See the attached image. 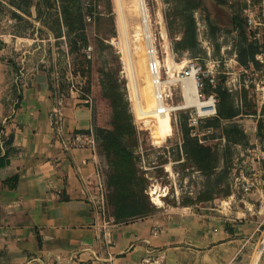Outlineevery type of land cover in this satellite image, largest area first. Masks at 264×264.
<instances>
[{
    "label": "crops",
    "instance_id": "obj_1",
    "mask_svg": "<svg viewBox=\"0 0 264 264\" xmlns=\"http://www.w3.org/2000/svg\"><path fill=\"white\" fill-rule=\"evenodd\" d=\"M253 89L258 107L235 117L249 118L252 152L264 149V87ZM85 101L43 66L0 55V264H264V158L245 166L259 173L248 194L232 185L194 206L116 220ZM74 132L94 144L72 146Z\"/></svg>",
    "mask_w": 264,
    "mask_h": 264
},
{
    "label": "rangeland",
    "instance_id": "obj_2",
    "mask_svg": "<svg viewBox=\"0 0 264 264\" xmlns=\"http://www.w3.org/2000/svg\"><path fill=\"white\" fill-rule=\"evenodd\" d=\"M35 1L32 0L28 16L12 6L15 1L0 0V55L7 53L14 61L19 56L28 68L43 66L49 77L57 81L60 91L86 100L94 109V128L100 139L114 136L110 95L103 86L109 78L114 81L135 126V132L123 139L137 155L138 172L146 178L145 192L153 206L150 213L164 206H194L206 197L226 196L234 185L237 171L245 169L251 157L264 158L262 145L259 144L260 151L248 150L252 139L245 132V119H249L246 116L235 118L244 137L239 143L227 144L223 136L210 138L217 129L207 126V119L214 114L198 116L191 105L171 109L166 116L159 115L155 124L144 120L143 117L151 114L137 113L136 99L146 110L149 104L135 73L133 49V33L139 24V31L144 32L143 28L149 31L158 52L161 74L166 81V106L183 101L181 78L187 76L185 71L194 63L202 71L214 65V77L216 81L223 79L231 104L243 115L251 113L258 107L253 99L255 85L250 82L249 71V65L255 64L250 61L244 64L246 58L240 55L239 48L253 40L260 52L264 51L262 28H249L247 24V14L255 20L260 18L259 0H201L199 7L192 11L196 43L184 48L175 42L182 34L181 15L174 9V3L180 7V0H78L86 23L69 39L61 37L59 40L52 38L50 31H47L50 38H45L42 21L36 18ZM12 10L20 17L12 16ZM41 11L45 12L43 8ZM167 55L174 62L182 63L172 74L165 62ZM130 61L137 77L136 89L130 82ZM210 91L213 90L209 89L208 93ZM208 93L203 89L198 96L206 97ZM150 105L152 108L151 102ZM185 131L196 139L197 145L210 150L213 166L206 173L183 153L181 144ZM99 160L106 186V174L112 171V164L106 156ZM154 189L161 194L159 203L153 199ZM108 211L111 213L112 207H108ZM139 216L143 215L130 218Z\"/></svg>",
    "mask_w": 264,
    "mask_h": 264
},
{
    "label": "trees",
    "instance_id": "obj_3",
    "mask_svg": "<svg viewBox=\"0 0 264 264\" xmlns=\"http://www.w3.org/2000/svg\"><path fill=\"white\" fill-rule=\"evenodd\" d=\"M14 1L15 3L12 4L14 8L25 15L31 14L32 0ZM180 2V7L174 3V9H178L177 11L181 15L182 34L175 42L179 47H191L196 43L195 21L192 11L199 7L201 0H180ZM182 2H185L186 5H183ZM33 5L36 18L40 19L44 26L41 31L45 33L46 39L50 38L47 31L51 32V37L55 40H59L61 37L69 39L74 31L82 28L86 23L82 17V9L78 0H36ZM41 7L45 10L43 14ZM11 14L20 17L14 10L11 11ZM258 52H260L259 45L253 40L246 41L245 45H241L239 48L240 55L246 58L244 64L250 61L257 65L254 56ZM103 86L106 94L110 95L114 114V136L110 139L98 138L94 128V109L92 108L95 143L98 156L102 157V160L106 156L109 163L112 164V171L106 174V200L108 207H112L110 214L118 220H127L134 215L150 213L153 206L145 192L146 178L138 172V157L123 139L135 132V126L131 121L130 113L127 111L126 101L116 90L117 85L110 78ZM203 89L206 93L209 92V89L213 90L217 97L216 113L207 119V126H213L217 129L216 133L210 135V138L215 135L217 137L223 136L226 144L228 142L239 143L244 137V133L235 120L240 111L231 104L230 93L225 87L223 79L216 81L214 87L206 83ZM262 130H264L263 124L258 121L257 135L264 138ZM181 146L183 153L199 170L206 173L207 169L212 168L210 150L207 147L197 145L196 139L189 137L186 131L183 134ZM207 199L208 197L203 200Z\"/></svg>",
    "mask_w": 264,
    "mask_h": 264
},
{
    "label": "bare ground",
    "instance_id": "obj_4",
    "mask_svg": "<svg viewBox=\"0 0 264 264\" xmlns=\"http://www.w3.org/2000/svg\"><path fill=\"white\" fill-rule=\"evenodd\" d=\"M135 25V24H134ZM139 25V24H138ZM135 26V32L133 33V41H134V61H135V73L137 74L139 86L141 91L144 95L145 101L149 104L148 109L146 110L145 106L142 105L136 99V108L137 113L140 115L151 114L150 116L144 118V120H148V123H157L156 119L159 118V115H169V110L171 109H178L182 107H188L189 105L194 106L196 110L200 112H211L212 111V100L210 98L201 99L198 96V87L195 79L194 71L190 70L189 74L185 77L181 78L182 81V102L175 106H164L163 109L161 108V103L155 97L154 92V85L152 84V73L148 68V62L150 59V50L151 48H155L154 40L150 35L149 31L143 28V31H139V26ZM164 35V34H163ZM144 45V47H143ZM167 47L165 48V50ZM170 51V50H169ZM168 52V51H167ZM170 54V53H168ZM166 56V55H165ZM164 60V59H163ZM166 65L168 67V72L172 74L174 68H180L182 63L174 62L169 55L166 57ZM182 62V61H181ZM130 71V82L133 87L137 88V77L133 74V65L130 61L129 65ZM134 96V94L132 93ZM152 103V108L150 105ZM164 105V103H162ZM144 110L142 109L143 107ZM145 116V115H144ZM161 124V123H160ZM153 199L156 202H160L159 193L154 189L152 192Z\"/></svg>",
    "mask_w": 264,
    "mask_h": 264
},
{
    "label": "built area",
    "instance_id": "obj_5",
    "mask_svg": "<svg viewBox=\"0 0 264 264\" xmlns=\"http://www.w3.org/2000/svg\"><path fill=\"white\" fill-rule=\"evenodd\" d=\"M261 6V13L260 18H256V20L247 14V24L249 28H259L261 27L264 34V0H259ZM259 33H257L258 35ZM255 60L259 63L258 69H252V77L250 78V82H253L255 88L257 90L263 91L262 88L264 87V51L258 52L255 54ZM148 68L152 73V84L154 85V92L155 97L158 102L161 103V108L165 105V90L166 81L163 79L161 74V68L158 58V52L156 48H151L150 50V59L148 62ZM190 70L194 71L195 79L198 87V91L203 90L205 84H209L210 86L214 87L216 83V79L214 77V65L212 67H207L205 70H201L200 66L197 64L192 63L189 66V69L185 71V74L188 75ZM204 80H202V79ZM247 87V84H245ZM210 98L212 100V111L211 112H200L197 110L198 116H205L209 114H215L216 109L215 105L217 102V97L214 91H210L206 95H201V99ZM164 103V105H162ZM70 143L72 146H84V145H93L94 139L91 135L84 133V132H74L71 136ZM255 160L256 157H255ZM234 185L243 193L248 194L252 191L257 190L258 188V180H259V173L256 169H239L237 173L234 175Z\"/></svg>",
    "mask_w": 264,
    "mask_h": 264
}]
</instances>
